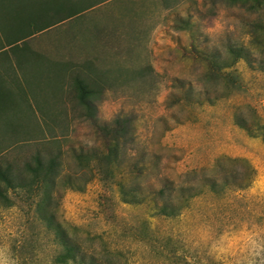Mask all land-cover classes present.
Wrapping results in <instances>:
<instances>
[{
    "label": "rangeland",
    "instance_id": "1",
    "mask_svg": "<svg viewBox=\"0 0 264 264\" xmlns=\"http://www.w3.org/2000/svg\"><path fill=\"white\" fill-rule=\"evenodd\" d=\"M61 1L0 11V165L23 172L36 154L58 157L48 210L86 263L264 264V3L105 0L67 19L76 4ZM23 51L35 63L17 71ZM75 76L95 90L92 116ZM118 116L132 135L108 166L101 127ZM220 157L250 163L247 188H207L222 173L249 179L242 163L216 168ZM42 192L30 185L0 203L12 264H59L62 246L36 207ZM163 203L178 213H158Z\"/></svg>",
    "mask_w": 264,
    "mask_h": 264
},
{
    "label": "trees",
    "instance_id": "2",
    "mask_svg": "<svg viewBox=\"0 0 264 264\" xmlns=\"http://www.w3.org/2000/svg\"><path fill=\"white\" fill-rule=\"evenodd\" d=\"M22 0H0V11L4 10V7H8V5H18ZM70 1V0H67ZM67 1H61L60 8H65L64 4ZM105 1V0H71V2H75L77 11L68 17L67 19L77 16L82 12L96 6V4ZM230 4L240 3L242 5L252 4L253 8L259 6L261 3H264V0H222ZM70 3V2H69ZM6 5V6H5ZM82 5H87L83 7ZM83 7V8H82ZM82 8V9H80ZM2 14V13H1ZM0 14V16H1ZM0 19L3 20L2 17ZM43 31V30H42ZM231 53L234 55L235 60L239 58H247V54L242 48L231 49ZM32 53L29 52L28 56ZM25 56L24 51L21 53L14 54L15 68L18 70H25L27 64H34L32 61V57ZM34 60V59H33ZM33 62V63H32ZM27 63V64H26ZM12 66V67H13ZM230 66V65H229ZM14 68V67H13ZM48 74L52 71L51 66L46 67ZM224 67H219V70ZM15 69V70H16ZM31 69V68H30ZM14 70V71H15ZM74 87L77 91V100L78 102L86 108L87 114L92 116L93 108L91 106L90 97L95 94V90L90 88L86 81L82 78L75 76L73 79ZM14 86V87H13ZM11 88L13 90H17L18 85H13ZM1 90V88H0ZM11 90V89H9ZM237 124L243 128L250 136H256L252 127L247 125L246 123H240L237 121ZM101 131L106 138V152L101 156V160L105 162L108 166L111 165L115 161L118 156V152L121 147L127 142V138L132 135L131 132V123L130 121L123 117L118 116L112 124L108 126H102ZM86 155L83 151H79L76 155L77 160H84ZM96 159L97 157L94 156ZM242 163L245 165L247 172L249 173V179L245 181L243 184H239L236 181H228L229 175L226 173H222L219 177H205V183L209 190L215 191L216 188H231V185L235 188L243 189L247 188L254 175L255 170L250 165V163L246 159L240 158H229V157H220L216 162V168L222 169L224 163ZM62 178V174L60 172V164L57 156H50L44 159L40 154H36L33 157L32 162L26 163L22 171H18L11 164H6L5 166L0 165V203H8L9 199L7 197V193L9 191H16L17 189L26 188L30 185H36L38 189L42 190V198L37 203L36 207L40 214H42V220L45 223L46 227L53 229L55 232V236L58 239L60 245L62 246L63 253L60 254L56 261L59 264H92L91 262L86 263V255L80 246L77 243H73L69 236L67 235L64 228L59 224L54 217L51 215L48 207L51 204L52 196L51 193L56 187L58 180ZM68 184L71 183V177L67 178ZM120 192L122 194V199L124 202H128L125 195V189L122 185H120ZM165 192L164 187L161 188L158 192V196H162ZM178 208L173 207V205L169 203H163L160 207H158L157 212L166 215V216H175L178 213Z\"/></svg>",
    "mask_w": 264,
    "mask_h": 264
},
{
    "label": "clouds",
    "instance_id": "3",
    "mask_svg": "<svg viewBox=\"0 0 264 264\" xmlns=\"http://www.w3.org/2000/svg\"><path fill=\"white\" fill-rule=\"evenodd\" d=\"M0 264H12V261L3 250H0Z\"/></svg>",
    "mask_w": 264,
    "mask_h": 264
},
{
    "label": "crops",
    "instance_id": "4",
    "mask_svg": "<svg viewBox=\"0 0 264 264\" xmlns=\"http://www.w3.org/2000/svg\"><path fill=\"white\" fill-rule=\"evenodd\" d=\"M1 50H2V49H1ZM1 50H0V51H1ZM12 58H13V57H12ZM12 58H11V59H8V60L11 61V63H12V60H13ZM8 60H7V62H8ZM18 80L20 81V77H18ZM17 84H19V83H17ZM13 87H14V86H13Z\"/></svg>",
    "mask_w": 264,
    "mask_h": 264
}]
</instances>
